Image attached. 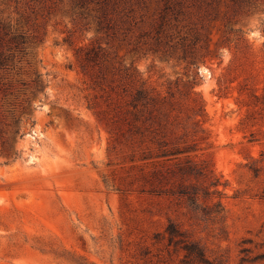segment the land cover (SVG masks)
I'll return each instance as SVG.
<instances>
[{
  "label": "rangeland",
  "instance_id": "rangeland-1",
  "mask_svg": "<svg viewBox=\"0 0 264 264\" xmlns=\"http://www.w3.org/2000/svg\"><path fill=\"white\" fill-rule=\"evenodd\" d=\"M0 18V264H201L170 219L213 264H264V0H0ZM98 43L118 68L102 86L80 63ZM143 81L181 101V145L221 178L222 216L142 191L111 141L109 102Z\"/></svg>",
  "mask_w": 264,
  "mask_h": 264
},
{
  "label": "trees",
  "instance_id": "trees-1",
  "mask_svg": "<svg viewBox=\"0 0 264 264\" xmlns=\"http://www.w3.org/2000/svg\"><path fill=\"white\" fill-rule=\"evenodd\" d=\"M0 27L6 29L9 24L0 18ZM7 60L8 56L0 53V71L10 68L11 61ZM105 60L104 47L98 43L87 48L84 61H80L82 71L93 75L98 86H102L109 75L117 73L116 61ZM89 68L94 71L90 72ZM35 87L43 89L39 75L35 79ZM132 88L130 90L124 85L121 92H116L117 97L109 102L103 119L110 127L111 141L131 148L130 161L141 163L137 167L142 191L183 197L194 211L202 212V215L222 216L225 211L222 200L207 201L212 200L215 194H224L219 189L221 178L206 159L190 155L191 151L199 149L198 141H186L181 145V136L177 133L181 126V101L176 100L171 92L162 94L155 91L145 81L132 85ZM89 107L95 106L90 103ZM192 111L194 123L204 130L207 111L201 96L192 98ZM206 182L208 184L204 185ZM165 234L170 244H182L188 261L213 264L205 249L190 240L188 233L175 221L169 220ZM254 258H264V252Z\"/></svg>",
  "mask_w": 264,
  "mask_h": 264
}]
</instances>
